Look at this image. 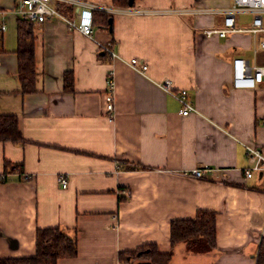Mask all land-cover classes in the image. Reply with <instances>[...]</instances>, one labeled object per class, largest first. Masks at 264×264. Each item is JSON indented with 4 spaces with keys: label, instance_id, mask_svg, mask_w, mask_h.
<instances>
[{
    "label": "crops",
    "instance_id": "obj_1",
    "mask_svg": "<svg viewBox=\"0 0 264 264\" xmlns=\"http://www.w3.org/2000/svg\"><path fill=\"white\" fill-rule=\"evenodd\" d=\"M79 1L92 8L93 38L56 18L33 24L35 91L23 94L15 0H0V116L15 117L22 138L0 142V259L33 256L36 230L58 227L76 238L77 255L57 264H139L119 253L147 244L172 252L170 264H256L264 170H252L247 147L264 156V79L233 89L231 63L264 66V34H203L221 28L231 0ZM66 5L75 17L78 6ZM102 14L110 17L106 28ZM252 18L239 13L236 26L249 28ZM108 42L114 58L100 47ZM131 58L147 70H133ZM110 71L112 116L104 104ZM166 79L173 91L187 90L195 112L179 113L158 86ZM5 162L21 172L5 173ZM196 168L210 171L188 176ZM199 209L216 215L215 249L171 248V221L193 219Z\"/></svg>",
    "mask_w": 264,
    "mask_h": 264
},
{
    "label": "trees",
    "instance_id": "obj_2",
    "mask_svg": "<svg viewBox=\"0 0 264 264\" xmlns=\"http://www.w3.org/2000/svg\"><path fill=\"white\" fill-rule=\"evenodd\" d=\"M116 7H127L129 0H111ZM66 4H59L58 9L65 11ZM102 26L107 27L110 17L101 15ZM94 25V21H93ZM18 81L23 94L35 91V58L33 24L17 18ZM73 76L70 72L64 76L65 89L72 90ZM22 140L18 120L13 116H0V142L19 143ZM14 166L5 162V173ZM14 172H21V166L14 167ZM2 178L1 180H4ZM183 243L192 253H205L216 247V215L214 212L199 209L193 219L173 220L170 223V245ZM77 255V240L68 236L58 227L37 229L35 234V253L31 257L0 259V264H57L59 259L74 258ZM122 261L141 260L139 264H170L172 252L162 254L153 244L143 245L134 251L119 253ZM256 264H264V237L260 241Z\"/></svg>",
    "mask_w": 264,
    "mask_h": 264
},
{
    "label": "built area",
    "instance_id": "obj_3",
    "mask_svg": "<svg viewBox=\"0 0 264 264\" xmlns=\"http://www.w3.org/2000/svg\"><path fill=\"white\" fill-rule=\"evenodd\" d=\"M59 4L77 5L75 17H68L59 9ZM13 14L26 22L32 24H41L48 19L56 18L64 22L68 27L76 30L87 38L92 39L93 32V12L89 4H85L79 0H15L12 8ZM239 13H249L252 15V21L249 28H239L236 26V15ZM3 12L0 11V15ZM6 31V24L0 22V37ZM246 32L252 35L259 33L264 34V0H231L229 8L223 12V20L221 28H209L203 30L206 37L216 36L225 38L231 33ZM102 50L111 58L116 57L112 51V43L100 45ZM259 47L264 49V39L259 42ZM127 64L138 73H144L147 65L138 58H131ZM264 79V66H251L243 58H235L231 63V87L236 90L254 89ZM158 86L167 94L172 95L180 105L179 113L186 116L195 112L192 102L188 98V92L185 89L173 91L171 81L166 79L158 83ZM105 110L110 116L114 112V75L110 71L106 78V91L104 94ZM247 154L254 162L252 170H264V156L262 153L252 147H247ZM209 168H196L188 172V176L201 179L205 172H209ZM245 177H251V170L245 171ZM28 176L23 175V180H27ZM62 188H66V179L59 178Z\"/></svg>",
    "mask_w": 264,
    "mask_h": 264
},
{
    "label": "water",
    "instance_id": "obj_4",
    "mask_svg": "<svg viewBox=\"0 0 264 264\" xmlns=\"http://www.w3.org/2000/svg\"><path fill=\"white\" fill-rule=\"evenodd\" d=\"M132 1H133V0H129V5L132 4Z\"/></svg>",
    "mask_w": 264,
    "mask_h": 264
}]
</instances>
